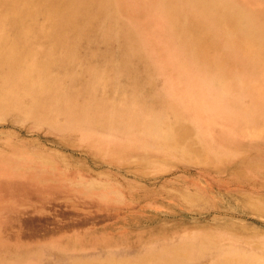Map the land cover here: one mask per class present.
<instances>
[{
    "label": "bare ground",
    "instance_id": "obj_1",
    "mask_svg": "<svg viewBox=\"0 0 264 264\" xmlns=\"http://www.w3.org/2000/svg\"><path fill=\"white\" fill-rule=\"evenodd\" d=\"M262 85L264 0H0L5 112L83 122L93 136H128L123 146L131 151L138 139L149 145L144 149L157 140L162 148L175 147L190 142L191 128L197 138L208 137L200 131L215 129L217 119L236 125L250 119L237 129L264 131ZM35 230L29 239L45 244L47 264H130L127 256H136L128 247L117 255L124 258L99 260L88 240L86 246L68 227L66 235ZM59 242L73 252L69 259L55 250ZM155 256L140 264H177L179 258L169 248ZM17 260L28 264L36 257L25 252Z\"/></svg>",
    "mask_w": 264,
    "mask_h": 264
},
{
    "label": "rangeland",
    "instance_id": "obj_2",
    "mask_svg": "<svg viewBox=\"0 0 264 264\" xmlns=\"http://www.w3.org/2000/svg\"><path fill=\"white\" fill-rule=\"evenodd\" d=\"M0 110V264L6 256L19 264L25 252L36 257L28 264L49 262L45 244L29 239L35 227L60 235L68 227L103 261L130 247V264L168 248L177 264L237 256L264 264V131L237 129L250 119H217L200 131L208 137L190 127V142L175 147L157 140L144 149L138 139L131 151L128 136L97 137L83 122ZM31 217L37 224L20 222ZM44 217L53 223L43 225ZM59 244L69 259L73 252Z\"/></svg>",
    "mask_w": 264,
    "mask_h": 264
}]
</instances>
